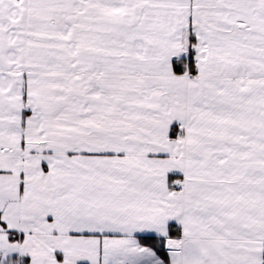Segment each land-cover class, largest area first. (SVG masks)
I'll return each instance as SVG.
<instances>
[{"label": "snow or ice", "instance_id": "1", "mask_svg": "<svg viewBox=\"0 0 264 264\" xmlns=\"http://www.w3.org/2000/svg\"><path fill=\"white\" fill-rule=\"evenodd\" d=\"M0 264H264V0H0Z\"/></svg>", "mask_w": 264, "mask_h": 264}]
</instances>
